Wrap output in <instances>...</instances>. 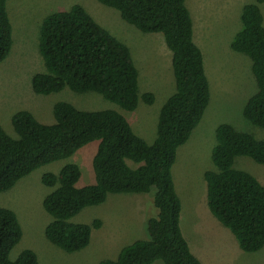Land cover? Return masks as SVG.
Listing matches in <instances>:
<instances>
[{
  "label": "trees",
  "instance_id": "obj_1",
  "mask_svg": "<svg viewBox=\"0 0 264 264\" xmlns=\"http://www.w3.org/2000/svg\"><path fill=\"white\" fill-rule=\"evenodd\" d=\"M11 0H0V65L11 55L13 27L8 13ZM120 13L144 34H161L172 53L176 92L163 105L157 138L149 145L138 136L120 112L82 111L67 102L54 105L53 124L38 121L29 111L12 117L16 134L0 126V194L12 190L38 169L68 160L93 142H99L93 159L95 184L80 187L82 171L66 165L59 174L46 173L42 183L53 191L43 200L52 218L47 239L74 254L86 249L94 230L103 223L73 222L83 210L103 205L109 195L153 194L155 210L146 221L147 239L124 247L116 260L99 264H203L191 251L181 229L182 200L177 193L173 167L181 147L201 124L211 101L204 54L195 42L188 0H97ZM264 0L242 9V26L231 48L252 61L257 92L243 116L264 129ZM39 51L46 71L32 79L35 94L49 96L69 89L77 94L96 93L126 112L141 100L151 106L155 96H141L140 73L127 44L101 26L81 5L47 16L39 32ZM212 152L214 171L205 174L211 214L238 241L245 253L264 249V186L251 174L235 169L240 157L264 165V140L230 124L216 129ZM23 238L17 214L0 208V264H39L25 250L17 259L11 253Z\"/></svg>",
  "mask_w": 264,
  "mask_h": 264
},
{
  "label": "rangeland",
  "instance_id": "obj_2",
  "mask_svg": "<svg viewBox=\"0 0 264 264\" xmlns=\"http://www.w3.org/2000/svg\"><path fill=\"white\" fill-rule=\"evenodd\" d=\"M250 3L254 0L189 1L198 41L205 46L211 101L201 124L189 142L179 149L173 177L183 201V211L189 212L186 219L182 216V228L190 234L189 241L203 264H264V249L252 254L243 252L232 232L211 214L205 179L207 172L215 170L212 152L220 125L230 124L264 140V129L252 125L243 116L248 100L257 92L252 61L231 48L242 26V9ZM75 5L86 7L96 22L128 45L140 73V94H153V105L141 100L136 111L126 112L96 93L77 94L69 89L49 96L34 93L33 77L46 71L39 51L41 25L47 16L69 11ZM7 8L14 46L10 57L0 65V126L8 134L16 136L11 121L17 112L29 111L41 123L53 124L54 105L67 102L82 111L120 112L138 136L149 145L155 142L160 111L176 92L172 53L161 34L140 32L126 23L118 11L97 0H11ZM261 10L264 16V4ZM205 29L209 39L204 37ZM98 146L99 142H93L72 158L40 168L12 190L0 194V208L14 211L23 229V238L11 253L12 260L25 250H31L37 254L39 264H99L107 259L116 260L124 247L143 239L145 233L137 228L134 219L142 209L145 215L154 210L158 214L152 206V193L142 199L130 194L109 195L103 205L83 210L73 222L92 224L101 220L103 223L99 230L93 231L91 243L83 251L69 254L46 237V227L52 218L44 210L43 200L53 189L42 183L43 175L59 174L66 165L76 164L82 171L78 185L95 184L93 159ZM234 167L251 174L264 186V165L240 157Z\"/></svg>",
  "mask_w": 264,
  "mask_h": 264
},
{
  "label": "crops",
  "instance_id": "obj_3",
  "mask_svg": "<svg viewBox=\"0 0 264 264\" xmlns=\"http://www.w3.org/2000/svg\"><path fill=\"white\" fill-rule=\"evenodd\" d=\"M189 1L190 0H188V2H187V5H188V8H189ZM84 7V6H83ZM85 9H87L86 7H84ZM189 10H190V8H189ZM190 12H191V10H190ZM191 15H192V18H193V21H194V17H193V14H192V12H191ZM194 28H195V42H196V44L200 47V49L202 50V52H203V54H204V59H205V56H206V52H205V46L203 45V44H201L199 41H198V37H197V32H196V27H195V21H194ZM204 37L205 38H207V39H209L210 38V35H209V32L207 33V30L205 29L204 30ZM205 68H207V57H206V59H205ZM177 190V189H176ZM177 193H178V191H177ZM179 194V193H178ZM133 196H140V198L142 199V196H145V195H133ZM182 206H183V201H182ZM183 209H184V206H183V208H182V213H181V222H180V224H181V229H182V232H183V234H184V236H185V238L187 239V241H188V243H189V246H190V248H191V251L193 252V254L196 256V254H195V252H194V250H193V247L194 246H192V243L189 241V238H188V235H190L188 232L187 233H185V231H184V229L182 228V216H183V220L184 219H186L187 217H188V215H189V212H188V210H187V212L184 210L183 211ZM147 216H148V214H146L145 215V213H144V210L142 209V211H140L139 213H137V215H136V217H135V221H136V223H137V228L138 229H140V230H142L143 229V231H144V233H145V236H143V239H147V234H146V230H145V228H146V221H147ZM188 223V222H187ZM136 227V226H135ZM128 237L130 236V232H128ZM127 237V238H128ZM193 245H194V243H193ZM119 255V254H118ZM199 255V254H198ZM199 260H200V258L199 257H201V256H196ZM201 261V260H200ZM202 262V261H201ZM203 263V262H202ZM155 264H160V263H155Z\"/></svg>",
  "mask_w": 264,
  "mask_h": 264
}]
</instances>
